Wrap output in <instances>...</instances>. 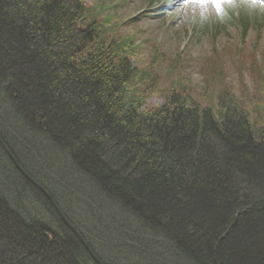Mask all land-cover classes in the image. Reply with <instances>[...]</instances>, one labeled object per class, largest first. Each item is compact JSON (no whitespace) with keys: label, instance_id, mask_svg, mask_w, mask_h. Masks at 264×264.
Segmentation results:
<instances>
[{"label":"trees","instance_id":"16d2710c","mask_svg":"<svg viewBox=\"0 0 264 264\" xmlns=\"http://www.w3.org/2000/svg\"><path fill=\"white\" fill-rule=\"evenodd\" d=\"M110 4L0 0V137L103 264H264V129L179 80L147 109ZM0 264H95L2 146Z\"/></svg>","mask_w":264,"mask_h":264},{"label":"rangeland","instance_id":"374dc122","mask_svg":"<svg viewBox=\"0 0 264 264\" xmlns=\"http://www.w3.org/2000/svg\"><path fill=\"white\" fill-rule=\"evenodd\" d=\"M99 1L102 0H85L92 9ZM110 3L112 8H116L112 12L113 18L116 15L112 24L123 22L126 26H120L119 33L130 36L138 47L134 52L135 56L130 58L132 64L140 70L144 68L146 74H151L147 83L136 90L141 93L148 89L149 84H153L150 79L154 81L156 78V82L159 80L160 84L158 87L154 86L145 103L147 109L163 106V93L155 89H161L164 93L171 92L174 87H178L173 81L179 80L191 92L193 99L197 98V103H202L204 98L211 100L215 95L218 97L219 93H224L241 106L249 105L252 112L251 123L264 129L262 9L256 8L255 13L251 12L254 19L250 20L245 33L236 17L242 13L243 7L249 9L248 1L243 6H235L229 17L223 16V8L234 4L227 0H221L219 6L210 2L199 4L193 0H110ZM139 15L142 20L140 23L133 27L125 23L139 20ZM216 27L219 29L216 30ZM141 30L142 33H139ZM215 49L220 55L218 59L221 68L214 66ZM154 56L165 58L154 61ZM178 58L180 60L176 67ZM219 75L221 78H218ZM214 88L217 91L213 92ZM34 151L39 155V150ZM146 247L151 248L150 245ZM163 252L169 255L170 251L164 246L161 253ZM110 253L113 259L121 258L116 256L117 252L114 250ZM174 258V263L180 264L178 255ZM131 261L133 263L132 259ZM173 261L168 264H173Z\"/></svg>","mask_w":264,"mask_h":264},{"label":"water","instance_id":"95a60500","mask_svg":"<svg viewBox=\"0 0 264 264\" xmlns=\"http://www.w3.org/2000/svg\"><path fill=\"white\" fill-rule=\"evenodd\" d=\"M0 146H2V148L4 149L6 155L10 158V160L12 161L14 167L21 173V175L24 177V179H26L30 184H32L42 194H45L47 200L51 203V205L54 208V210L59 213V216H60L63 224H65V226L67 228H69L74 233V235L77 236V238L79 239V241H81L82 245L85 246L87 252H89L90 257H92L93 261L96 264H103L100 261V259L98 257H96L93 252L90 251V249L87 246V244H86L85 240L83 239L82 235L79 234L77 232L76 228L72 225V223L69 222V220L66 218L64 212H62V210L58 206L57 202L53 200V198L47 193L46 190H44V187H42L35 179H33L32 177L29 176V174L25 171V169L22 168V166L20 165V163H18V161L16 160V158L13 157L12 152L10 151V149L8 148V146L4 144V142L1 139V137H0Z\"/></svg>","mask_w":264,"mask_h":264},{"label":"snow or ice","instance_id":"6c2138e0","mask_svg":"<svg viewBox=\"0 0 264 264\" xmlns=\"http://www.w3.org/2000/svg\"><path fill=\"white\" fill-rule=\"evenodd\" d=\"M193 2H195V3H199V4H205V3H213V4H215V5H217V6H219L220 5V3H221V0H193Z\"/></svg>","mask_w":264,"mask_h":264},{"label":"bare ground","instance_id":"6f19581e","mask_svg":"<svg viewBox=\"0 0 264 264\" xmlns=\"http://www.w3.org/2000/svg\"><path fill=\"white\" fill-rule=\"evenodd\" d=\"M2 139V138H1ZM3 141V140H2ZM4 142V141H3ZM5 144V143H4ZM4 150V149H3ZM13 164V163H12ZM46 190V189H45ZM47 191V193L52 197V194L48 191V190H46ZM42 195H44L45 196V194H42ZM45 198H46V196H45ZM53 198V197H52ZM47 199V198H46ZM83 237V236H82ZM84 239V238H83ZM85 240V239H84ZM80 242V241H79ZM85 242H86V244H87V246L89 247V249H90V251L91 252H93L94 253V250L91 248V245H89V243L85 240ZM84 248H85V246H84ZM86 249V248H85ZM87 251V250H86ZM88 253V255L90 256V254H89V252H87ZM95 254V253H94ZM96 256V255H95ZM97 257V256H96ZM92 258V257H91ZM101 261V260H100Z\"/></svg>","mask_w":264,"mask_h":264}]
</instances>
